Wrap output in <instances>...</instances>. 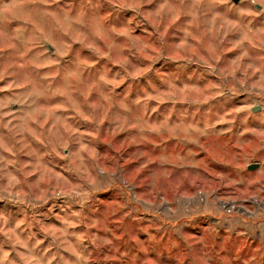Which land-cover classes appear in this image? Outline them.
Instances as JSON below:
<instances>
[{
    "label": "clouds",
    "instance_id": "clouds-1",
    "mask_svg": "<svg viewBox=\"0 0 264 264\" xmlns=\"http://www.w3.org/2000/svg\"><path fill=\"white\" fill-rule=\"evenodd\" d=\"M0 264H264V0H0Z\"/></svg>",
    "mask_w": 264,
    "mask_h": 264
}]
</instances>
